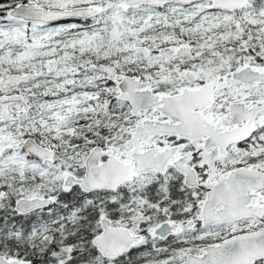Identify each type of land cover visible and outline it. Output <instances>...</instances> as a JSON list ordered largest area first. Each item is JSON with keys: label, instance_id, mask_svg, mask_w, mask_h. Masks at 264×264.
<instances>
[{"label": "snow or ice", "instance_id": "snow-or-ice-1", "mask_svg": "<svg viewBox=\"0 0 264 264\" xmlns=\"http://www.w3.org/2000/svg\"><path fill=\"white\" fill-rule=\"evenodd\" d=\"M0 264H264V0H0Z\"/></svg>", "mask_w": 264, "mask_h": 264}]
</instances>
